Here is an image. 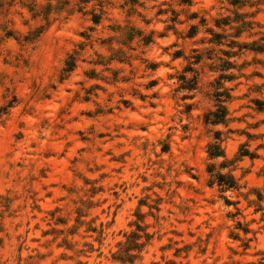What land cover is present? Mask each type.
<instances>
[{"label": "rangeland", "instance_id": "obj_1", "mask_svg": "<svg viewBox=\"0 0 264 264\" xmlns=\"http://www.w3.org/2000/svg\"><path fill=\"white\" fill-rule=\"evenodd\" d=\"M0 264H264V0H0Z\"/></svg>", "mask_w": 264, "mask_h": 264}, {"label": "trees", "instance_id": "obj_2", "mask_svg": "<svg viewBox=\"0 0 264 264\" xmlns=\"http://www.w3.org/2000/svg\"><path fill=\"white\" fill-rule=\"evenodd\" d=\"M225 117H226V109L225 107H220L219 110H217V112L215 113H209V115L206 117V122H211V123H222L224 122L225 120ZM218 153L217 152H213L211 153V156H215L217 155ZM219 182H220V185H225L227 186L228 188H232L234 186V182L232 180H229V181H225V178L224 176H220L219 177Z\"/></svg>", "mask_w": 264, "mask_h": 264}]
</instances>
